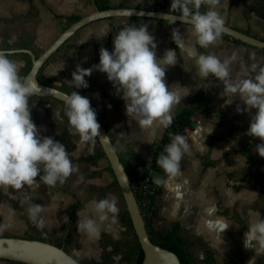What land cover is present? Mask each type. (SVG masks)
Here are the masks:
<instances>
[{"label": "crops", "instance_id": "1", "mask_svg": "<svg viewBox=\"0 0 264 264\" xmlns=\"http://www.w3.org/2000/svg\"><path fill=\"white\" fill-rule=\"evenodd\" d=\"M166 2L171 0H0V49L28 47L38 54L76 19L74 16L88 13L98 3L158 8ZM200 10L207 11V6ZM216 10L226 24L264 39V0H220ZM140 24L146 25L154 36L158 59L168 49L176 51L177 64L167 67L166 83L187 88L188 95L173 108V117L192 102L203 99L205 93L200 106L190 115V122L174 133L184 135L189 144L180 173L168 176L156 169L152 172H159L161 182L157 184L152 177L159 190L152 202L151 234H160L179 222V233L191 247L193 264H249L253 258L252 264H264V255L255 256L254 249L244 247L248 224L257 213L264 219V157L256 151L261 141L246 135L256 110L246 109L238 96L226 104L228 97L221 95L223 84L211 76L209 81L202 80L195 67L199 54L211 53L225 59L236 53L232 65L235 77L242 66H264L263 47L222 35L215 44L203 49L189 40V26L181 21L149 16L104 17L86 23L69 36L41 65L39 80L69 93L77 91L69 83L77 66L87 69L98 64L101 47L111 52L113 36L120 29ZM173 29L178 30L185 47L172 35ZM101 31L108 34L98 38ZM6 52L19 63V74L24 77L31 64L29 54ZM84 79L88 87L79 94L89 98L128 175L139 179L151 165L154 140L166 128L155 127V138L152 131L142 130L136 120L126 115L125 102L106 74L93 70ZM29 106L39 135L62 143L79 171L55 187L39 182V187L33 185L32 189L0 188V226L7 225L0 235H30L56 243L81 264H136L138 241L132 226L120 216L125 203L106 156L98 154L97 138L94 143L81 144L78 135L68 130L65 102L55 97L33 94ZM56 112L59 117L54 119ZM244 149L245 154L240 151ZM109 194L118 199L120 211L116 221L103 222L99 239H89L77 230V213H83L92 199ZM32 203L45 206L41 216L46 227L39 228L29 220L27 209ZM226 226L229 227L223 231ZM0 264L26 263L0 258Z\"/></svg>", "mask_w": 264, "mask_h": 264}, {"label": "clouds", "instance_id": "2", "mask_svg": "<svg viewBox=\"0 0 264 264\" xmlns=\"http://www.w3.org/2000/svg\"><path fill=\"white\" fill-rule=\"evenodd\" d=\"M219 4L220 0H171L169 10L179 13L181 23L189 26V40L200 48L208 49L225 32V19L216 10ZM202 6H207V11L202 12ZM107 34V31H101L95 35L101 38ZM172 35L180 39L181 47L186 46L178 30L173 29ZM156 47L154 36L146 25L125 26L113 36V50L109 52L101 47L99 63L87 69L77 66L69 83L76 89L87 88L84 78L90 76L93 70L106 74L107 80L125 102L126 115L136 120L142 130L152 131L155 138L154 128L169 127L173 122V108L181 102L182 97L188 95L187 88L166 83L167 67L177 64L176 51L168 49L163 58L158 59ZM9 55L6 51H0V188L8 191L9 187L22 190L28 186L32 189L33 185L39 187V182L48 187H55L57 183L62 185L79 169L73 165L62 143L39 135L40 130L31 118L29 106V98L35 93L36 85L29 77L20 76L19 63L10 59ZM235 62L236 53L225 59L211 53L195 57L197 74L202 80L209 81L211 76L223 84L221 95L228 97L226 104H231L233 98L238 96L246 109L256 110L246 135L259 138L261 143L256 145V151L264 157V66L257 63L250 67L242 66L234 77L232 65ZM181 89L184 90L183 94ZM237 111H240L239 107ZM64 116L69 132L78 135L81 144L94 143L99 137L100 124L89 98L77 91L67 94ZM55 117H59L58 112L54 113ZM188 152L186 137L175 134L156 163L166 175L176 176ZM155 182L159 184L161 180L158 178ZM44 211L45 206L30 204L27 214L33 225L39 228L47 226L41 216ZM119 211L118 199L114 195L92 199L83 213L80 210L77 213V230L89 239H99L101 224L109 220L115 223ZM5 227L7 225L0 226V232ZM228 227H224L223 231ZM244 247L254 249L255 256L264 255V219L260 218L259 213L244 233ZM69 264L78 262L69 258Z\"/></svg>", "mask_w": 264, "mask_h": 264}, {"label": "water", "instance_id": "3", "mask_svg": "<svg viewBox=\"0 0 264 264\" xmlns=\"http://www.w3.org/2000/svg\"><path fill=\"white\" fill-rule=\"evenodd\" d=\"M112 16H149L180 21L178 19L179 13H173L171 11H166L159 8H144L139 6H107L104 8H99L95 6L93 10L79 16L67 26H65L38 54H35L34 51L28 47L0 49V51H18L29 54L31 64L24 77H29L36 85L34 94L52 96L65 102V96L70 93L47 83L41 82L38 78L39 68L45 62V60L53 52H55L58 47L77 29L92 20ZM224 34H227L232 38H237L244 43L264 48V39L226 23ZM97 121L100 124V135L97 137V140L118 183V187L122 194L132 228L136 235L138 244L142 249L143 259L141 264H181L174 252L160 247L151 240L145 225V220L132 190L128 172L124 168L119 155L102 123L98 118ZM0 258L26 264H69V258L77 260L61 245L56 243L34 237L5 235H0ZM77 262L78 264H81L78 260Z\"/></svg>", "mask_w": 264, "mask_h": 264}, {"label": "trees", "instance_id": "4", "mask_svg": "<svg viewBox=\"0 0 264 264\" xmlns=\"http://www.w3.org/2000/svg\"><path fill=\"white\" fill-rule=\"evenodd\" d=\"M170 5H171V2H166L165 4H163L162 6H160L158 8L162 9V10L170 11L169 10ZM97 6L99 8H104V7H107L109 5L106 3H98ZM78 17L79 16H74V18H78ZM222 35H224L225 37H230L224 33ZM230 38H232V37H230ZM232 39L236 40L238 42L244 43L237 38H232ZM81 89H83V88L77 89V92L80 93ZM204 95H205V93L202 94L203 99H198V100L192 102L189 106L181 109L173 117L172 124L164 130L163 134L159 138H156L154 140V151H153V156H152V160H151V166L154 169H156L160 172H163V170L156 163L157 158L159 157L160 154L164 153L165 146L168 145L169 143H171L172 139L174 138L175 131L179 128L184 127L185 125H187L190 122V115L193 113V111L196 108H198L200 106V104L202 103V100H204ZM240 151L243 154H245V149L240 150ZM98 154L105 156V154H104V152L100 146L98 147ZM114 183L116 185H118L115 178H114ZM158 190H159V188L157 189V192H158ZM153 198H154V196L151 197L150 206L152 205ZM152 215H153L152 211L149 215L143 214V218L145 220V225H146V228H147V231L149 233L151 240L154 243H156L157 245H159L160 247H163L165 249H168V250L174 252L177 255L181 264H193V254H192L191 247L187 244L185 239L179 233L180 223L174 222L172 224L171 228L161 232L160 234L153 235V234H151L150 229H149ZM120 216L123 220L128 221V223L131 225L129 215H128L127 209L125 207L120 211ZM69 220L71 221V217L69 218ZM135 250H136V264H141L142 259H143V252H142V249L140 248L139 244L136 246Z\"/></svg>", "mask_w": 264, "mask_h": 264}, {"label": "built area", "instance_id": "5", "mask_svg": "<svg viewBox=\"0 0 264 264\" xmlns=\"http://www.w3.org/2000/svg\"><path fill=\"white\" fill-rule=\"evenodd\" d=\"M153 170L154 168L150 165L145 169L139 179H133L130 175H128L142 215H149L151 211L153 212L152 205L150 206L151 197L156 194L158 189L157 184L152 179Z\"/></svg>", "mask_w": 264, "mask_h": 264}, {"label": "rangeland", "instance_id": "6", "mask_svg": "<svg viewBox=\"0 0 264 264\" xmlns=\"http://www.w3.org/2000/svg\"><path fill=\"white\" fill-rule=\"evenodd\" d=\"M152 177H153V179H155V180H157L158 178L160 179V174H159V172H155V173H153ZM122 199H123V198H122ZM28 237H30V235H29Z\"/></svg>", "mask_w": 264, "mask_h": 264}]
</instances>
